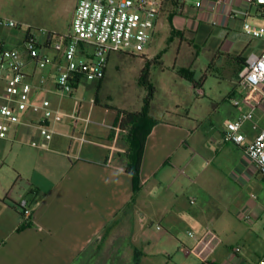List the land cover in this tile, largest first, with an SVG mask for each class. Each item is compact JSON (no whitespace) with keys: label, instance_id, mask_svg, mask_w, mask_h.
<instances>
[{"label":"crops","instance_id":"1","mask_svg":"<svg viewBox=\"0 0 264 264\" xmlns=\"http://www.w3.org/2000/svg\"><path fill=\"white\" fill-rule=\"evenodd\" d=\"M196 1L188 0L179 11L170 0L166 1L156 24L160 28L169 25L182 37V43L191 46L198 40L216 51L215 59L224 58L235 65V89L223 99H211L212 114L206 119L209 129H205V120L199 115L167 110L168 116L156 120L147 138L140 191L135 193L133 178L125 170L131 153L128 133L117 125L118 111L98 102L96 108L102 111L92 107L86 111L79 105V117L74 122L70 112V99L74 98L49 94L53 108L67 117L48 121L55 131L51 140H45L36 127L23 125L13 126L9 138L0 139V264H81L79 258L86 249L95 252L98 242L121 230L124 224L131 225L132 241L134 226L150 218L142 197L151 182L154 192L163 191L169 198H153L151 216L171 233L179 230L182 221L193 228L202 227L211 214L207 206L199 204L200 199L215 205L228 200L236 218L264 229V175L247 158L243 146L224 139L226 121L236 120L259 102L256 91L239 83V74L248 58L264 53V38L249 36L244 30L246 23L253 29L264 28V5L222 0L214 9L217 0H202L203 6L196 8ZM77 4L78 0L73 18ZM155 28L152 37L158 32ZM7 30L12 35L3 36ZM20 31L0 25V44L24 54L26 32L22 35ZM48 31L67 33L58 28ZM236 100L239 105H234ZM253 123L264 129L263 108L255 110ZM244 132L246 145L255 136L252 123L244 126ZM217 160L226 168L222 172L225 180L220 181L226 187H210L218 182L216 171L200 179ZM182 177L184 183L174 187ZM226 192L227 196L220 194ZM186 193L195 208L180 199ZM22 199L30 203L32 217L31 225L18 231L22 216L17 204ZM247 215L251 222L244 219ZM216 216L211 215L212 221ZM235 250L213 264H255L262 256L249 261ZM163 253L170 264H187L165 250Z\"/></svg>","mask_w":264,"mask_h":264},{"label":"rangeland","instance_id":"2","mask_svg":"<svg viewBox=\"0 0 264 264\" xmlns=\"http://www.w3.org/2000/svg\"><path fill=\"white\" fill-rule=\"evenodd\" d=\"M76 2L77 0H0V16L36 29L48 31L58 28L69 33ZM155 29L158 32L151 38L143 53L112 54L103 80H85L77 88L74 99L69 98L74 122L79 117V105L86 111L91 107L96 112L102 111L96 108L99 104L112 107L118 112L132 113L142 112L149 106L148 115L154 120L168 116L166 111L172 110L181 115H199L202 121L205 120V129H209L206 119L212 114L211 99H223L235 89V65L224 58L215 59L216 51L205 48L198 40L191 46L187 42L182 43V37L176 35L169 25L160 28L156 24ZM25 30L20 31L22 35H25ZM6 35H12V31L7 30L3 33V36ZM39 36L43 43L45 36L41 33ZM143 72L149 73V82L154 88L152 96L150 90L142 84ZM187 72L188 77H185ZM62 117L67 118L64 114ZM225 170L220 160H217L200 175V179H206L216 171L219 175L218 182L210 187H226L220 182L225 180L222 173ZM183 180V177L180 178L174 187L183 184ZM154 188L153 182L144 188L142 201L146 203V213L150 218L140 223L141 226H134L132 241L131 225L124 224L121 230L96 244L99 252L90 264H170L164 250L175 260L185 261L187 264L221 262L233 255L234 249H239V255L249 261L264 254V229L251 227L236 218L233 207L227 204L228 200L222 205H215L211 201L203 203L200 199V205L207 206L211 215H217L216 221H212L210 215L201 228H193L182 221L177 232H169L165 225L161 227L157 217L151 216L154 210L153 198L169 201L165 192L159 194L157 190L154 192ZM220 194L228 195L227 192ZM189 196L186 193L180 199H184L189 208H195L189 204ZM188 230H191L193 237L188 235ZM185 249L191 253L186 255Z\"/></svg>","mask_w":264,"mask_h":264},{"label":"built area","instance_id":"3","mask_svg":"<svg viewBox=\"0 0 264 264\" xmlns=\"http://www.w3.org/2000/svg\"><path fill=\"white\" fill-rule=\"evenodd\" d=\"M166 1L78 0L71 31L63 35L0 16L1 26L26 29L24 54L0 44V84L3 85L0 90V139H8L13 126L23 125L36 127L45 140H51L55 131L47 123L52 119L60 121L63 115L53 108L48 95L73 97L85 80L105 78L112 54L143 53L151 42L156 19ZM170 1L179 11L188 0ZM221 3L222 0H217L214 9ZM248 3L264 5V0H248ZM202 6V0L195 2L196 8ZM244 30L249 36L264 38V28L253 29L246 23ZM39 33L45 36L43 43ZM239 83L256 91L259 102L236 120L226 121L224 139L243 146L247 158L264 175V129L253 123L255 110L264 109V53L247 59L239 74ZM234 105H239V101H234ZM247 123H252L255 136L245 145L244 126ZM17 208L22 223H30L32 208L28 200L22 199ZM244 219L252 220L250 215ZM188 235L193 237L192 232ZM190 253L187 250V254ZM235 253H239V249ZM255 264H264V254Z\"/></svg>","mask_w":264,"mask_h":264},{"label":"trees","instance_id":"4","mask_svg":"<svg viewBox=\"0 0 264 264\" xmlns=\"http://www.w3.org/2000/svg\"><path fill=\"white\" fill-rule=\"evenodd\" d=\"M185 73V72H184ZM185 77H188V72L184 74ZM142 84L146 86L151 93V96L154 93V88L150 85L149 82V73H142L141 76ZM98 101H96L97 103ZM149 106L142 112H126L120 111L117 125L119 128L128 133V142L130 145L131 153L129 156V163L125 166L126 172L131 174L133 178L134 192L138 193L140 191V169L143 158L144 147L147 141L149 134L153 126L156 123V120L152 119L148 115ZM31 224L22 223L18 231H22L28 228ZM101 248V247H98ZM98 250L93 252L91 248L86 249L79 258L81 264H90L91 260L98 255ZM109 264V262L107 263Z\"/></svg>","mask_w":264,"mask_h":264}]
</instances>
